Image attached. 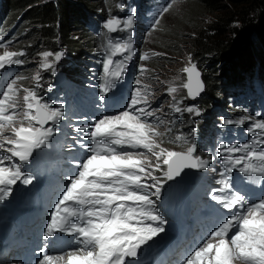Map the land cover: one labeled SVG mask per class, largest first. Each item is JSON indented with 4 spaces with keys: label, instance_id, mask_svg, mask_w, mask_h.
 I'll return each mask as SVG.
<instances>
[{
    "label": "snow or ice",
    "instance_id": "obj_1",
    "mask_svg": "<svg viewBox=\"0 0 264 264\" xmlns=\"http://www.w3.org/2000/svg\"><path fill=\"white\" fill-rule=\"evenodd\" d=\"M177 2L166 0L152 30ZM115 7L123 11L126 5L118 0ZM134 17V11L124 17L110 14L103 23L106 43L97 107L120 99L121 82L137 55ZM10 44L0 43V202L11 197L18 184L33 183L36 176L25 166L41 152L54 151L60 135L67 139L66 126L74 133L71 143L62 145L71 154L69 171L41 234L44 245L36 264H140L142 251L166 231L168 221L159 210L165 185L182 179L186 170L213 174L207 195L218 206V217L193 241L180 264H264V118L223 119L225 126L245 127L252 139L220 142L205 158L194 139L182 132L171 135L175 121L162 118L163 107H153L152 86L137 78L122 107L77 117L86 123L73 126L64 103L45 100L38 92L43 88L41 72L55 76L64 52L38 53L39 70L31 77L8 76L7 69L23 66L27 55L23 49L8 50ZM149 58L147 52L139 55L140 61ZM139 71L143 77L148 69L141 64ZM181 71L184 81L166 89L168 107L176 114L199 116L200 108L182 107L183 99L176 94L182 88L184 99L200 96L205 90L202 74L191 57ZM28 79L34 86H24ZM166 137L181 150L165 147ZM239 185L259 186L262 192L252 199Z\"/></svg>",
    "mask_w": 264,
    "mask_h": 264
},
{
    "label": "trees",
    "instance_id": "obj_2",
    "mask_svg": "<svg viewBox=\"0 0 264 264\" xmlns=\"http://www.w3.org/2000/svg\"><path fill=\"white\" fill-rule=\"evenodd\" d=\"M187 4L186 15L172 26L164 22L161 36L148 47L163 54L154 61L158 71L185 52L203 68L207 88L201 106L208 114L230 94L226 84L241 83L253 72L264 77V0H189ZM0 5L7 24L20 25L14 49H28L30 61L34 50L43 45L55 50L59 41L78 55L86 54L82 47L93 39L88 18L105 9L102 0H1ZM76 35L80 41L74 39ZM82 39L87 40L84 45ZM260 90L264 93V86Z\"/></svg>",
    "mask_w": 264,
    "mask_h": 264
},
{
    "label": "rangeland",
    "instance_id": "obj_3",
    "mask_svg": "<svg viewBox=\"0 0 264 264\" xmlns=\"http://www.w3.org/2000/svg\"><path fill=\"white\" fill-rule=\"evenodd\" d=\"M117 1L118 0H110V3L109 4H106L107 3V0H102L103 5L106 4L105 9H104V11L102 13V15L104 17H106L105 19H107L108 18V15L113 11V9H114L115 4H116ZM179 1L184 2L185 0H179ZM174 6H175V4H174ZM188 6H189L188 4H184V5L179 6V7L176 6L170 14L166 15L161 20H164V22L167 23V26H172V24L178 22V20L181 19V17H183V16L186 15V12L189 10V7ZM7 15H10V14L8 13ZM205 18H207L208 20L209 19L211 20L210 16H206ZM9 20H12V18L10 17ZM12 21H14V20H12ZM164 25L162 26L161 29L164 28ZM170 29H169V31H170ZM160 36H161L160 31H157V29L154 30L152 32L150 42L151 43H154L156 41V39L159 38ZM74 39L77 40V41H80L79 35H76ZM86 42H87L86 39H82L81 40V44L82 45H84ZM88 45H94L95 46L96 44H95V42L91 43V41L89 40V44ZM97 45H98V48H99L100 43L97 42ZM43 47L46 48V49L48 48L46 45H43ZM87 47H89V46H87ZM87 47H82V49H84V52L83 53H85L86 50H88ZM152 50L154 51V48ZM2 51H3V49H0V53H2ZM43 51H49V50L39 49V51L37 52V55H36V58L37 59L32 61L31 71H33L34 73L39 70L38 69V66L36 65L37 63L40 62V57L38 56V53L43 52ZM67 52L70 55H75V52L76 51H73V50L70 49V50H67ZM185 54H186V56H185ZM187 55H188V53L185 52L184 53V56L185 57L183 56V57H179L181 59L170 60V64L167 65L166 69H165V67H159L161 69L159 71L154 67V61L153 62H149V65L150 66L152 65L153 66V69L156 71L155 78H154V83L158 82V85H161L162 83H164L165 85H167L168 83H170V84L175 83L177 85L181 84L184 81V79H185V76H184V74L182 73L181 70L188 63L189 55L188 56ZM76 56L79 57L78 54H76ZM85 56L86 55H82L80 57L81 58H84ZM84 62H82V63L79 64V68L75 69L76 72H80V71L82 72V68H83L82 65L84 64ZM138 62H139L140 65L141 64H144L145 67L147 66V63L146 62H140V60ZM67 68L69 69L71 67H68L67 66ZM84 69H87V65L84 66ZM90 70H91V66H88V70L87 71H90ZM164 89H167V88H162V90H164ZM162 90H160L158 92V95L164 94V92H162ZM182 92H183V89L181 88L180 91L176 94L177 95V98H181L182 97V95H181ZM158 95H155V97H157ZM164 96L165 97L162 98V100L166 103V106H168L170 104V102H171V97L168 96V94H166ZM163 129H165V128L164 127L160 128V130H163ZM0 264H2V263L0 262Z\"/></svg>",
    "mask_w": 264,
    "mask_h": 264
},
{
    "label": "bare ground",
    "instance_id": "obj_4",
    "mask_svg": "<svg viewBox=\"0 0 264 264\" xmlns=\"http://www.w3.org/2000/svg\"><path fill=\"white\" fill-rule=\"evenodd\" d=\"M251 92H252V90H248L247 95H249ZM8 254H9V257L8 258H12V259L15 258V257H17V256H19V253H18L17 250H11V251L8 252ZM0 262H1V259H0Z\"/></svg>",
    "mask_w": 264,
    "mask_h": 264
},
{
    "label": "clouds",
    "instance_id": "obj_5",
    "mask_svg": "<svg viewBox=\"0 0 264 264\" xmlns=\"http://www.w3.org/2000/svg\"><path fill=\"white\" fill-rule=\"evenodd\" d=\"M188 1H189V0H187V2H186L185 4H187V3H188Z\"/></svg>",
    "mask_w": 264,
    "mask_h": 264
}]
</instances>
